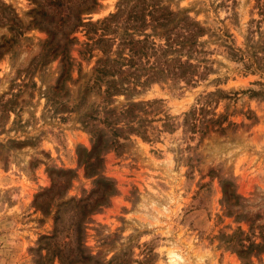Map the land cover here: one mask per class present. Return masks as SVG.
Here are the masks:
<instances>
[{
    "label": "rangeland",
    "instance_id": "374dc122",
    "mask_svg": "<svg viewBox=\"0 0 264 264\" xmlns=\"http://www.w3.org/2000/svg\"><path fill=\"white\" fill-rule=\"evenodd\" d=\"M119 1L0 0V264H264V0H158L204 29L191 84L99 73Z\"/></svg>",
    "mask_w": 264,
    "mask_h": 264
},
{
    "label": "trees",
    "instance_id": "16d2710c",
    "mask_svg": "<svg viewBox=\"0 0 264 264\" xmlns=\"http://www.w3.org/2000/svg\"><path fill=\"white\" fill-rule=\"evenodd\" d=\"M82 26L99 32L93 40L96 44H108L109 48L113 43L116 45L114 51L108 50L109 55H105V49H100L105 56L98 62L103 64L99 73H108L115 65L130 68L137 64L135 57L147 59L150 56L153 57L149 64L150 70L158 75L167 74L170 79L181 80L185 84L193 83L200 76L199 68L206 69L201 65L206 60L196 58L197 53L203 52L198 51L195 45L196 40L204 35V29L185 13L173 12L158 0H120L115 12L106 19L93 23L87 21ZM146 29H161L162 35L158 38L162 40V44L151 42V36L145 33ZM128 32L141 39L127 40L126 36H130ZM124 48L126 53H122ZM166 53L174 54L169 68L162 65L167 62L163 58ZM92 167L83 166L85 171Z\"/></svg>",
    "mask_w": 264,
    "mask_h": 264
}]
</instances>
